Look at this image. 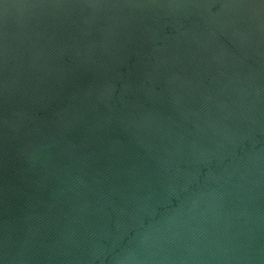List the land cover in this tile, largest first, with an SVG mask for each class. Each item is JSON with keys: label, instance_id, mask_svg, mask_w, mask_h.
<instances>
[{"label": "water", "instance_id": "1", "mask_svg": "<svg viewBox=\"0 0 264 264\" xmlns=\"http://www.w3.org/2000/svg\"><path fill=\"white\" fill-rule=\"evenodd\" d=\"M0 264H264V0H0Z\"/></svg>", "mask_w": 264, "mask_h": 264}]
</instances>
